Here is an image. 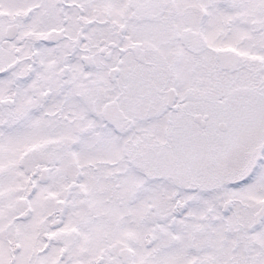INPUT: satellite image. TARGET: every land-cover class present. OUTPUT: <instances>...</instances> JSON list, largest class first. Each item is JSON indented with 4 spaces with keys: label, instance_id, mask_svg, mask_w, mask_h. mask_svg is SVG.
<instances>
[{
    "label": "snow or ice",
    "instance_id": "6c2138e0",
    "mask_svg": "<svg viewBox=\"0 0 264 264\" xmlns=\"http://www.w3.org/2000/svg\"><path fill=\"white\" fill-rule=\"evenodd\" d=\"M0 264H264V0H0Z\"/></svg>",
    "mask_w": 264,
    "mask_h": 264
}]
</instances>
